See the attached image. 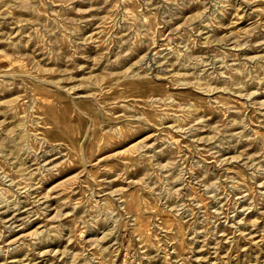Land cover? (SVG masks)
Wrapping results in <instances>:
<instances>
[{
    "label": "rangeland",
    "instance_id": "374dc122",
    "mask_svg": "<svg viewBox=\"0 0 264 264\" xmlns=\"http://www.w3.org/2000/svg\"><path fill=\"white\" fill-rule=\"evenodd\" d=\"M0 264H264V0H0Z\"/></svg>",
    "mask_w": 264,
    "mask_h": 264
}]
</instances>
